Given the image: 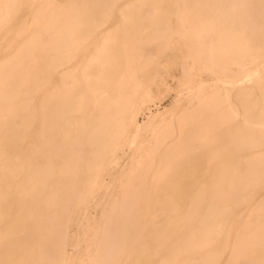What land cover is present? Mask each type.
Masks as SVG:
<instances>
[{"label":"bare ground","instance_id":"1","mask_svg":"<svg viewBox=\"0 0 264 264\" xmlns=\"http://www.w3.org/2000/svg\"><path fill=\"white\" fill-rule=\"evenodd\" d=\"M0 264H264V0H0Z\"/></svg>","mask_w":264,"mask_h":264},{"label":"rangeland","instance_id":"2","mask_svg":"<svg viewBox=\"0 0 264 264\" xmlns=\"http://www.w3.org/2000/svg\"><path fill=\"white\" fill-rule=\"evenodd\" d=\"M179 76H180L179 73H176L175 75H173V73H169L166 70L161 71L159 79L162 80L167 85H163V86H160L159 88H157L156 96H155L154 100L150 103L152 111L155 112L157 109L163 110L165 108L170 107L171 102H173V100H175L176 98H178L181 103L186 102V99H187V94L185 93L186 91L183 90V92L179 93V90H181L183 87L177 86V80H178ZM202 80L206 84H208V83L212 84L214 82L212 79H209V78H205ZM147 113H148V111H147ZM139 120L140 121L144 120V114L143 113H141L139 115ZM132 152H133V148L131 147V145L127 144L124 146V148L120 152V156H121L120 163L116 166L110 167L109 168L110 170L103 174V180H104L105 186H103V188H101V190L99 192V196H103V195L107 196L106 188L112 182L113 176L116 175L117 172L122 170L121 166L128 161L129 155ZM111 190L112 189H110V192H113ZM100 214H101V205H99L97 207H92L88 211L89 219L90 218L98 219ZM70 233L75 235L76 237L79 235L80 238H84L86 236L84 231H83V228L77 227V225H74L72 227ZM68 251L70 254L76 253V247L70 246Z\"/></svg>","mask_w":264,"mask_h":264}]
</instances>
